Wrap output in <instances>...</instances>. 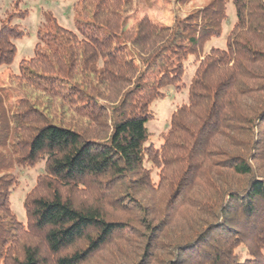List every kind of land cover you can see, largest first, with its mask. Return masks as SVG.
Returning a JSON list of instances; mask_svg holds the SVG:
<instances>
[{"label": "trees", "instance_id": "trees-1", "mask_svg": "<svg viewBox=\"0 0 264 264\" xmlns=\"http://www.w3.org/2000/svg\"><path fill=\"white\" fill-rule=\"evenodd\" d=\"M133 2L80 1L78 34L49 17L34 57L11 77L23 95L12 113L0 93V147L9 146L0 158V264H264V0H211L170 27L148 16L129 25ZM231 3L226 48L202 59ZM21 36L11 22L0 27V65L13 63ZM193 56L188 104L155 148L152 104L178 87ZM41 160L23 224L11 207L12 170ZM154 195L165 216L149 206ZM186 208L201 217L169 242L166 215ZM112 210L140 212L146 237ZM133 241L123 256L121 243Z\"/></svg>", "mask_w": 264, "mask_h": 264}, {"label": "rangeland", "instance_id": "rangeland-1", "mask_svg": "<svg viewBox=\"0 0 264 264\" xmlns=\"http://www.w3.org/2000/svg\"><path fill=\"white\" fill-rule=\"evenodd\" d=\"M80 1L82 0H0V27L8 22L16 26L21 32L22 36L14 40L16 46V53L13 63L10 66L0 65V93L6 97L7 112L12 113L14 105H16L23 95L17 87L11 82L13 74L19 72V66L23 60L34 57L36 44L39 42V30L47 24L49 17H52L63 28L78 34L77 21L83 22L84 19L79 15L81 10ZM211 0H197L187 4H183L180 0H134L131 13L128 15V24L132 25L143 17L148 16L155 24L160 26H172L174 20L179 18L185 19L188 15L206 7ZM236 22L235 7L231 3L228 6L227 18L223 24V34L219 39H213L209 42L201 54L202 59L210 52V49L226 48L227 38ZM196 57H190L186 63V72L179 83L178 87L171 86L165 90L166 96L157 99L151 107L153 118L147 123L149 131V145L155 148L161 147L164 143V135L169 130L171 117L173 112L188 104V89L192 79L195 76L197 63ZM9 147V146H8ZM8 147H0V158L8 152ZM44 160L39 161L35 166L28 168L12 170V174L19 178V183L10 194L11 207L17 220L23 224L27 223L26 212L24 209V200L28 192L32 190L36 183L37 177L44 172ZM148 166H150L148 164ZM205 181H199V185H203ZM195 194L201 192V188L197 185L194 189ZM162 195L152 196L149 206L157 210L156 218L165 216ZM117 216L124 219H129V223L135 229L139 236H145V230L141 224V213L131 211V214L122 215L120 212L112 210ZM194 211L189 209L180 210L177 213L166 215L170 217L171 228L167 231V238L169 242L178 239L181 233L188 232L192 225L197 222L201 217L200 214H195ZM3 216V211H0V218ZM205 215L203 214L202 217ZM191 232V231H190ZM165 236V235H164ZM136 242V241H135ZM130 242L121 243V248L124 250L123 256L133 253L136 243ZM111 252L108 249L103 253L104 257L114 259L113 254L117 253V248L111 246ZM104 261L96 259L94 264H102ZM124 264H131L132 259L129 261L124 260Z\"/></svg>", "mask_w": 264, "mask_h": 264}]
</instances>
